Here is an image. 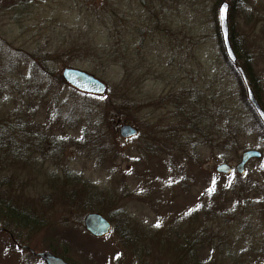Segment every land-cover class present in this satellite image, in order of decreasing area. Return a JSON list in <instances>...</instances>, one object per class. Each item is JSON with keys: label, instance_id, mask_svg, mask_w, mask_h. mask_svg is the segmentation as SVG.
<instances>
[{"label": "rangeland", "instance_id": "rangeland-1", "mask_svg": "<svg viewBox=\"0 0 264 264\" xmlns=\"http://www.w3.org/2000/svg\"><path fill=\"white\" fill-rule=\"evenodd\" d=\"M223 1L264 105V0H0V202L38 223L0 214V264H42L16 245H59L71 264H264V132L221 50ZM64 69L106 93L73 89ZM248 150L262 158L238 176ZM94 213L105 238L84 230Z\"/></svg>", "mask_w": 264, "mask_h": 264}, {"label": "water", "instance_id": "water-1", "mask_svg": "<svg viewBox=\"0 0 264 264\" xmlns=\"http://www.w3.org/2000/svg\"><path fill=\"white\" fill-rule=\"evenodd\" d=\"M222 9H226V11L224 12L223 19L221 18ZM228 11L229 4L225 1L220 4L217 10L219 33L224 49V54L229 63L235 68L236 72L239 74L241 83L245 89L247 101L264 127V111L255 99V96L249 86V81L244 70L237 65V58L230 43L228 30ZM61 78L66 84L81 93L94 96H103L106 93V87L104 84L84 72L73 69H64L61 73ZM135 135L136 131L128 125H124L119 129V136L121 139L126 140L131 137H134ZM261 158L262 154L256 150H248L243 152L240 156V162L234 167V172L239 176L243 175L245 172V167L249 161L260 160ZM215 171L218 174L228 175L231 173L232 169L226 164H221L216 167ZM83 226L85 232L96 239L106 237L111 230L110 223L106 219H104L100 214L95 213L89 214L84 218ZM17 247L20 248L19 246ZM21 249L28 251L30 255L39 259L43 264H66L63 260L52 255L51 253H34L27 247H22Z\"/></svg>", "mask_w": 264, "mask_h": 264}, {"label": "trees", "instance_id": "trees-1", "mask_svg": "<svg viewBox=\"0 0 264 264\" xmlns=\"http://www.w3.org/2000/svg\"><path fill=\"white\" fill-rule=\"evenodd\" d=\"M6 4H11L12 6H20L24 0H4ZM18 8V7H17ZM230 43H231V46L233 48V51L237 57V62L241 60V55L240 53L238 52L237 48H236V45L235 43L232 41V37L230 36ZM222 46V45H221ZM76 47H73L72 50H75ZM223 48L221 47V50ZM83 52L85 54H96L98 53V50H97V47L95 46H90V47H87L83 50ZM111 58L114 56V52L111 51ZM246 63V62H245ZM246 65H242L241 67L243 68L247 78H248V81H249V86L250 88L252 89L253 91V94L255 96V99L257 100V102L259 103V105L261 106V108L263 109L264 111V105L263 104H260V93L258 91V89L256 88V86L254 85V81L252 80L251 76H250V72H249V69L247 67H245ZM231 67V66H230ZM233 73L236 75V80L238 82V85L240 87V90L242 92V97H243V100H244V105L246 106V108L249 110L250 114L252 115V117L255 118V120L257 121V125L259 126V130L261 132H264V127L263 125L260 123L259 119L257 118L256 114L254 113V111L252 110V108L250 107L247 99H246V95H245V90H244V87L241 83V80L239 78V76L236 74V72L234 71V69L231 67ZM231 137H235V131L232 133V130H231ZM225 177H229V175H225ZM13 207V206H12ZM11 206H10V203L6 202V203H3V202H0V214L2 216H5V218H7V220L9 221V224H23V226H27L29 228H32V227H35L37 226V222L34 221V219H32L28 214L27 215H23L22 213H18V211H16L15 209H13ZM1 232V231H0ZM12 236V238H14L16 241H18V237L15 235V234H9ZM52 236V235H51ZM10 238V237H9ZM13 239V240H14ZM53 240H58V238H52ZM60 239V238H59ZM11 240V239H10ZM12 241V240H11ZM60 242L63 244V246H67L68 243L67 241H63V240H60ZM57 249L59 251H57ZM48 251L50 253H52L53 255L59 257L60 259H62L63 261H65L67 264H71V262L68 261V259L70 258V253L69 254L66 252L65 249H61L58 246H54L52 248H49ZM23 251H20L19 253H22ZM79 255V254H78ZM187 255V254H185ZM184 256V255H182ZM80 258H82L80 255H79ZM84 258H82L83 260ZM186 263L185 264H210L209 263V258H207L206 256H202L200 258H198L196 255H191L190 252L188 253V255L186 256ZM85 260V259H84ZM84 264H99L97 263V261L95 259H91V260H88L86 259L84 261Z\"/></svg>", "mask_w": 264, "mask_h": 264}, {"label": "snow or ice", "instance_id": "snow-or-ice-1", "mask_svg": "<svg viewBox=\"0 0 264 264\" xmlns=\"http://www.w3.org/2000/svg\"><path fill=\"white\" fill-rule=\"evenodd\" d=\"M226 11V9H222L221 10V18L223 19V16H224V12ZM155 227H157V228H159L160 227V224L159 223H157L156 225H155ZM118 258V257H117Z\"/></svg>", "mask_w": 264, "mask_h": 264}]
</instances>
